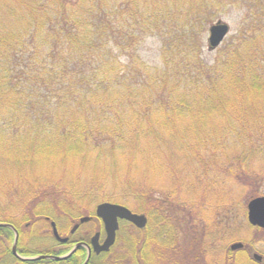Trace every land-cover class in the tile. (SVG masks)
Segmentation results:
<instances>
[{"label":"trees","instance_id":"trees-1","mask_svg":"<svg viewBox=\"0 0 264 264\" xmlns=\"http://www.w3.org/2000/svg\"><path fill=\"white\" fill-rule=\"evenodd\" d=\"M230 6L245 9L238 31L206 63L203 26ZM148 35L161 40L160 67L138 55ZM208 167L264 195V0H0V222L19 231L20 253L53 240L51 221L65 231L110 201L147 224L125 225L108 264H163L178 246L169 204L189 199L168 192L177 171L175 189L223 214L201 220L202 236L222 241L226 191L202 184ZM8 252L0 264H19Z\"/></svg>","mask_w":264,"mask_h":264},{"label":"rangeland","instance_id":"rangeland-1","mask_svg":"<svg viewBox=\"0 0 264 264\" xmlns=\"http://www.w3.org/2000/svg\"><path fill=\"white\" fill-rule=\"evenodd\" d=\"M245 9L242 7H235L230 6L225 11L220 12L216 17H214L211 21L205 22L204 24V31H203V40H202V50L200 52L201 58H204V61L206 63H212L216 57L218 47L216 49H208L207 44V37H208V28L211 23H214L216 20L220 19L224 22H227L230 26V31L226 38L223 40V42L219 45L221 47L223 43L229 38L230 35L234 34L236 31H238V27L240 26V23L243 19ZM160 46H161V40L158 36H152L148 35L145 36L140 44L137 47V52L140 58L149 66L151 67H160L162 65L161 62V54H160ZM209 161H205V163H208ZM180 164V162H179ZM182 164V163H181ZM192 166L196 168L198 171L202 170L201 166L196 163L194 165V162H192ZM207 175L204 177V179L201 177L200 180L202 181V184L209 183V187L211 189H217L218 184H222L224 188L223 195H220L221 201L223 205V209H227V219H219L218 222H221V226L227 227L228 226V232L224 238H216V236L213 235V232L208 234H204L202 236V226L204 223L201 221L203 219V216L205 217H211L213 218V214L215 216V221L223 214L220 213V215H217V212L213 213L214 205L210 203L209 205H206L204 207H199L198 204V195L196 196L193 193H190V191H187V189L181 184L180 189H175L176 185L175 182V175L174 174H181V172L177 171V173L172 172L167 177L168 181H171V184L169 186V191L172 195V197L183 198V197H189L187 199L186 204H176V205H170L168 207L167 214L170 216V222H171V229H169L170 233L173 232V234L177 236L178 244H181L183 247V244L186 245V250L182 254H176V255H170L169 258L175 259V258H183L184 254L186 253L187 261L191 264L193 261V258L188 255L192 251L194 247L200 244V249L195 250V253H199L201 250L202 254H207L211 252H222L223 248H228L230 243L240 241L243 242L245 250L248 251H254L264 254V231L257 232L255 228L251 227L246 218V204L248 200L255 196L254 192L256 191L258 194L261 195L263 190L261 187L255 186H248V184L243 183V185L239 182H243L244 179H241V181L237 182L233 178L227 180L226 174L224 172H221L219 176L215 179L213 175H211L212 168L208 167L207 169ZM190 178L187 174H183L182 178L187 177L186 180L194 181L193 175L189 174ZM244 177V176H243ZM166 179V178H165ZM209 181V182H208ZM195 182V181H194ZM160 183V182H159ZM180 183H181V177H180ZM200 182L197 186V188L200 186ZM167 186H165L166 188ZM160 188V187H159ZM162 188H160L161 190ZM196 190V189H195ZM193 194V195H192ZM204 194H200L199 197H202ZM214 195V192L212 190L208 191V197L211 200L212 196ZM185 200V198H184ZM102 202V201H101ZM99 203V202H98ZM97 204V203H96ZM96 204L93 206L91 204L84 207L82 215H88L92 213L94 210ZM91 205V206H90ZM173 206V207H172ZM167 207V206H166ZM165 207V209H166ZM174 209V210H173ZM222 209V210H223ZM89 210H92L91 212H87ZM173 210V213L171 211ZM78 221V219L73 220V222ZM224 224H223V222ZM90 224H86L81 226L83 229L85 227H89ZM35 229H38V233L43 234L45 237L47 235L49 236L50 230L49 225L42 223H38L35 226ZM125 229L126 226H123L121 229L117 232V240L115 242V252L116 254H119L117 252H120V249L122 246V236L125 235ZM79 231V230H78ZM194 231V232H193ZM77 233V232H76ZM214 237H212V236ZM218 236V237H222ZM44 237V238H45ZM121 238V240H120ZM124 238V237H123ZM205 238V239H204ZM216 241L215 247H217V250L211 249V244ZM218 241V242H217ZM221 241V242H220ZM11 239L0 237V253L3 251V246L5 245L8 248V245H10ZM54 243V240L52 241H45V240H37L35 242H32L29 246V248L32 251H38V250H44L50 247V245ZM205 243L206 247H203L202 244ZM4 244V245H2ZM177 245V244H176ZM58 248H61L60 246H56ZM244 251V252H246ZM193 252V253H194ZM114 253V251H113ZM200 253V254H201ZM115 254V253H114ZM1 256V255H0ZM114 256V255H113ZM74 260V259H73ZM9 264V263H8ZM22 264V263H19ZM28 264V263H27ZM43 264V263H42ZM46 264V263H45ZM49 264V263H47Z\"/></svg>","mask_w":264,"mask_h":264},{"label":"flooded vegetation","instance_id":"flooded-vegetation-1","mask_svg":"<svg viewBox=\"0 0 264 264\" xmlns=\"http://www.w3.org/2000/svg\"><path fill=\"white\" fill-rule=\"evenodd\" d=\"M79 218H78V221H79ZM121 222H123V221H121ZM86 224H90V226L88 228L85 227L83 229L81 226L86 225ZM73 225H77V227L74 229V231H72V229L74 227ZM129 225H131V224H129ZM252 227L255 228V230L257 232L258 231L259 232L264 231L263 227H258V226H252ZM7 229L10 230L12 232V234L14 233L12 231V229H10V228H7ZM15 229L18 232V236H19V231L17 230V228H15ZM78 233H80L82 235L84 234V235L81 238H80V236L76 238L75 235ZM96 233L99 236L98 241L101 243L103 241L104 235H105L104 224H103L102 220L95 215V212H94V213L88 214V219L86 221L79 222V223L73 222V224H71V226L66 227L65 231H59L58 232L59 236L67 238L66 241L61 242L58 239H56L55 237H53L54 243H52L49 248L44 249V250H39L36 253V255L37 254H46V255L61 256V255L67 254L71 250V248L74 246V244H76L78 242L84 243L83 245L78 246V248L70 256H68L65 259L53 260V259H48V258H41V259H38L37 261H23V260H20L17 256H15L11 252V248H10L11 242H10V245H8L7 249L9 250V252H8L9 257L11 256L15 261H18L20 263L36 262L37 264H42V263L43 264H45V263L46 264L47 263H49V264H82L83 261L85 260L86 256H87V252L89 250H90V257H89V260L86 264H108V263H112L114 261L118 262L119 260L115 259V257H117L116 253L115 254L113 253V250H115L114 249L115 245H112L108 251H101L99 253L93 252V248L91 246V237H92V235H94ZM214 244H216V241L211 244V249L217 250V247H215L216 245H214ZM231 244H233V243H230L228 248H226V249L223 248L222 252H220V253H218V252H211L210 253L209 252L207 254H202L201 250L199 253L194 252L195 250L200 249V244H199L196 247H194L190 253H188V255L193 258V261L191 264H264V254L259 253V252H254L253 250L247 252L245 250L243 242H241V246L236 248V249H232ZM57 245L58 246L61 245V248L56 247ZM177 245L178 246H175L173 248H167V250L171 249L172 251H174V253H172V255H176L178 253L179 254H182V252L184 253L186 248H188V247H186L185 244H183V247L181 244H177ZM18 247H19V245L17 242L16 251H17L18 255L23 256V257L33 255V254L32 255H26V254L20 253L18 251ZM4 248H6L5 245H4ZM177 248L178 249L181 248L183 251L178 252ZM228 249L231 252H226V250H228ZM239 249L243 251V254H239V253L234 252L235 250L237 251ZM165 251H166V248H165ZM244 251H246V252H244ZM167 256H168V253H167ZM183 256L186 257V253ZM184 257L183 258H177L175 261L172 262V264H190L187 261V259ZM8 263H9V260H7V262H4L3 264H8ZM163 264H169V258Z\"/></svg>","mask_w":264,"mask_h":264},{"label":"water","instance_id":"water-1","mask_svg":"<svg viewBox=\"0 0 264 264\" xmlns=\"http://www.w3.org/2000/svg\"><path fill=\"white\" fill-rule=\"evenodd\" d=\"M228 31H229V25L222 20H217L216 22L210 24L208 28L209 34L207 38L208 49L211 50L214 49L216 46H218L225 37V35L228 33ZM95 211H96L95 212L96 215L100 217L101 220L103 221L105 233H106L102 243H99L98 241L99 236L97 233L92 236L91 245L95 253H99L100 251H106L109 249L110 245L113 244L115 240V232L116 229L118 228V219H124L130 221L136 227L139 228L143 227L146 223V217L143 214L133 213L127 207L113 202H108V201L100 202L99 204H97ZM87 219H88L87 216H83L80 218V222L86 221ZM247 220L251 225L264 228V195L255 196L248 201ZM51 225H52L53 235L55 236V238L61 242L66 241L67 240L66 237L59 236L53 222ZM0 227L12 228V226L6 222H0ZM76 227L77 225L73 227L72 231H74ZM17 239H18V233L14 231V238L11 246V252L22 260H36L41 258L62 260L70 256L78 248V246L84 244L82 242L76 243L67 254L61 256L39 254L31 257H20L16 253ZM240 246H241V242H234L233 244H231L232 249L238 248ZM89 256H90V251H88L87 257L82 264H86L88 262Z\"/></svg>","mask_w":264,"mask_h":264},{"label":"bare ground","instance_id":"bare-ground-1","mask_svg":"<svg viewBox=\"0 0 264 264\" xmlns=\"http://www.w3.org/2000/svg\"><path fill=\"white\" fill-rule=\"evenodd\" d=\"M226 38V37H225Z\"/></svg>","mask_w":264,"mask_h":264}]
</instances>
